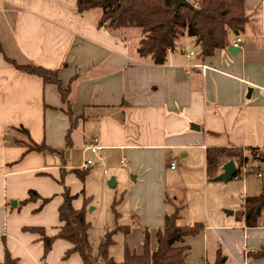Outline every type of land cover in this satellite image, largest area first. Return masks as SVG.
Segmentation results:
<instances>
[{"label": "crops", "instance_id": "obj_1", "mask_svg": "<svg viewBox=\"0 0 264 264\" xmlns=\"http://www.w3.org/2000/svg\"><path fill=\"white\" fill-rule=\"evenodd\" d=\"M77 1L0 0V264L6 249L19 264H82L78 254L64 258L72 245L63 239L54 242L44 260L40 234L25 230L43 228L48 236L57 235L66 189L76 196L74 208L84 207L87 179L82 182L71 172L74 169H91L98 163L105 167L106 176L113 160L119 159L122 166L126 158L122 166L126 167L139 155L152 161V155L160 154L166 175L174 178L198 167L200 179L210 182L208 149H264L262 135L251 146L244 142L258 135L255 120L264 115V0H245L249 22L243 31L230 34L227 49L216 50L203 60L195 39L184 36L163 65L139 56V29L112 33L99 27L102 12L79 13ZM238 38L242 39L240 51L232 54ZM4 57L19 65L59 70L63 87L69 89L68 101L63 102L56 86L17 71ZM249 89L253 91L250 98ZM21 129L54 151L25 154L29 138ZM94 139L99 152L84 153V144ZM195 154L204 157L203 168L191 163ZM88 159L93 165L85 168ZM225 163L219 166L218 176ZM258 174L260 182L264 172ZM248 175L238 180H247ZM263 187L264 183L254 196ZM179 189L188 191L186 186ZM31 190L50 199L49 203L43 208L41 200L23 205ZM177 200L181 208L189 203ZM217 203L222 200L214 203L212 217L207 205L208 223L201 233L203 264H213L222 245L226 264H231L230 255L239 264H264V259L247 256L264 248V223L248 228L243 221L228 222L216 214ZM160 229L152 249L157 247ZM211 234L217 242L210 255ZM193 238L186 241L190 247L187 264H201L191 256L193 241L189 240Z\"/></svg>", "mask_w": 264, "mask_h": 264}, {"label": "trees", "instance_id": "obj_2", "mask_svg": "<svg viewBox=\"0 0 264 264\" xmlns=\"http://www.w3.org/2000/svg\"><path fill=\"white\" fill-rule=\"evenodd\" d=\"M188 2L191 6H182L176 10V0H78L77 10L83 13L100 9L102 16L99 27H106L112 33L126 29H139L142 39L138 44V54L142 59L150 60L155 65L165 64L169 51L174 50L184 36L195 39L200 48L199 57L203 60L208 59L214 55L216 50L227 49L230 34L243 31L249 22L245 0H188ZM0 51L2 52L1 48ZM4 58L17 71L37 76L43 80L45 85L56 86L63 102L68 101L69 89L63 87L59 70H50L40 65H19L15 60ZM69 115L72 118L70 109ZM21 132L29 138L25 154L54 151L45 143L34 142L27 130L21 129ZM242 152L243 149L240 148L208 149L206 155L208 179L215 181L221 163L233 159H239L246 164L249 160L259 164L264 163V149H248L249 155L243 160ZM259 170L260 168L257 167V174ZM71 172L85 182L90 169H74ZM240 172L238 169L234 177ZM28 194L23 205L41 200V208H43L50 201L33 190ZM63 198L64 201L59 208V219L62 226L57 235L48 236L43 228L25 229L40 234L44 243V260L52 251L54 242L63 239L72 245L64 258L68 259L71 255L78 254L82 264H187L190 253V247L186 244L187 239L200 235L205 229L202 223H195L192 226L181 225L180 209L177 208L173 213L166 215L164 226L157 233L155 249L151 248L150 234L146 231L144 253L138 255L126 249L124 261L118 263L109 254V248L113 244L112 232H107L101 239L98 253H94L89 237L90 223L86 216V207L91 199H85L84 207L77 210L73 206L76 196H72L68 189L65 190ZM120 202L121 200H115L112 205L114 226L119 230L129 232V227L118 225L120 213L117 207ZM237 219L243 221L248 228H256L264 223V187L261 194L245 198L244 206L238 213ZM248 256L254 260H263L264 248L249 252ZM226 262L227 258L219 249L213 264H226ZM2 264H19V261L14 259L6 249Z\"/></svg>", "mask_w": 264, "mask_h": 264}, {"label": "rangeland", "instance_id": "obj_3", "mask_svg": "<svg viewBox=\"0 0 264 264\" xmlns=\"http://www.w3.org/2000/svg\"><path fill=\"white\" fill-rule=\"evenodd\" d=\"M95 11L101 13L100 9ZM254 125L258 126L260 130L257 131V136H249L244 139L248 146L261 140L258 139L259 136H264V115H260ZM262 140H264L263 137ZM248 155L249 152L243 150L242 160ZM152 157L155 160L150 161L146 156L139 155L134 161L130 159L133 165L128 163L126 167L120 165L119 159L118 161L113 160L112 165L108 167L106 176L103 174L105 167L101 164L97 163L90 169L91 173L85 184V197L91 199L86 207V216L90 223L89 237L94 253H98L101 239L107 232H112L113 244L109 248V254L116 262L124 261L126 249L142 254L145 230L148 229L150 233V244L155 246L156 231L162 228L164 217L167 214H171L179 208L181 224L191 226L195 222L206 224L208 223L207 205L211 210L210 216L212 217L213 205L220 199L222 203L216 204V214H220L228 222L241 224L242 221L237 219V215L242 211L245 198L258 193L260 185L264 183V179L259 182L256 177L257 167L260 168V172H264V163L259 164L249 160L246 164L239 159H233L238 164L241 173H249L247 180L233 179L229 183L203 182L200 179L202 169L198 170V167L172 178L171 174L167 173L166 175V171L162 170L160 154H154ZM79 158L81 160V156ZM204 161L202 155L191 156L193 166L200 164V168H203ZM157 167L160 171L157 170ZM251 171L253 173H250ZM137 176L139 179L136 180ZM112 179L116 181V186L111 188L109 182ZM183 186L188 188L187 192H182L179 189ZM177 198L181 201L182 199L188 200L189 203L181 208V205L177 204ZM115 200H121L117 207L120 213L118 225L129 227V232L119 230L114 226L115 218L112 205ZM224 210L235 212V215L228 216ZM189 241H193L191 256L203 264V257H205L203 236L200 234ZM215 242H217L215 236L211 234L209 238L210 255L214 254L216 250ZM221 248L222 253L227 256V253L223 251V245ZM229 259L231 264H239L232 255Z\"/></svg>", "mask_w": 264, "mask_h": 264}, {"label": "water", "instance_id": "obj_4", "mask_svg": "<svg viewBox=\"0 0 264 264\" xmlns=\"http://www.w3.org/2000/svg\"><path fill=\"white\" fill-rule=\"evenodd\" d=\"M182 6H191V4L188 2V0H176L175 9L177 10L178 8H180ZM233 50L240 51V49L231 48L230 53L233 54ZM252 92H253L252 89H249L248 98L251 97ZM236 172H237V167H236L235 162L233 160L228 161L227 163H225L223 165L222 173L216 178V180L217 181H223L224 183H228L229 181H231V179H233ZM115 186H116V181L114 179H112L109 182V187L112 188ZM262 249H263V247H262Z\"/></svg>", "mask_w": 264, "mask_h": 264}, {"label": "built area", "instance_id": "obj_5", "mask_svg": "<svg viewBox=\"0 0 264 264\" xmlns=\"http://www.w3.org/2000/svg\"><path fill=\"white\" fill-rule=\"evenodd\" d=\"M241 44H242V39L238 38L235 41V43H234V48L240 49L241 48ZM193 55H194V53H190L188 56H193ZM100 149H101V147H100L99 142H98L97 139H94L91 142H88V143L84 144V147H83L84 153H91L93 155H96L99 152ZM125 161H126V158H123L122 159V166H124ZM91 165H93V160L92 159H88L86 161L84 167L87 168V167H89ZM171 168L175 169L176 168V163H172L171 164ZM245 175H246V172H244V173L240 172L236 177H233V179L238 180L240 178H244ZM261 178H262V174H258V179H261Z\"/></svg>", "mask_w": 264, "mask_h": 264}]
</instances>
